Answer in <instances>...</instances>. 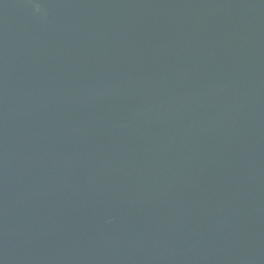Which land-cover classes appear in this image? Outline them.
Masks as SVG:
<instances>
[{
  "label": "water",
  "instance_id": "95a60500",
  "mask_svg": "<svg viewBox=\"0 0 264 264\" xmlns=\"http://www.w3.org/2000/svg\"><path fill=\"white\" fill-rule=\"evenodd\" d=\"M263 239L264 0H0V264Z\"/></svg>",
  "mask_w": 264,
  "mask_h": 264
}]
</instances>
